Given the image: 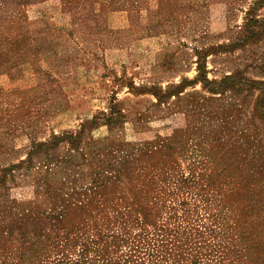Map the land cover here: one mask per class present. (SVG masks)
<instances>
[{
    "label": "rangeland",
    "instance_id": "1",
    "mask_svg": "<svg viewBox=\"0 0 264 264\" xmlns=\"http://www.w3.org/2000/svg\"><path fill=\"white\" fill-rule=\"evenodd\" d=\"M0 264H264V0H0Z\"/></svg>",
    "mask_w": 264,
    "mask_h": 264
},
{
    "label": "trees",
    "instance_id": "2",
    "mask_svg": "<svg viewBox=\"0 0 264 264\" xmlns=\"http://www.w3.org/2000/svg\"><path fill=\"white\" fill-rule=\"evenodd\" d=\"M16 1H28V0H16ZM135 4L133 3V6H134Z\"/></svg>",
    "mask_w": 264,
    "mask_h": 264
}]
</instances>
